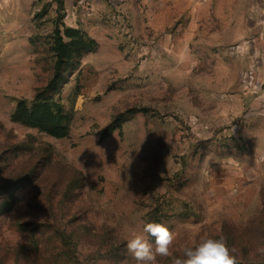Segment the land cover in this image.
Masks as SVG:
<instances>
[{"label": "rangeland", "instance_id": "rangeland-1", "mask_svg": "<svg viewBox=\"0 0 264 264\" xmlns=\"http://www.w3.org/2000/svg\"><path fill=\"white\" fill-rule=\"evenodd\" d=\"M148 222L156 264L206 237L264 264V9L0 0V264H135Z\"/></svg>", "mask_w": 264, "mask_h": 264}, {"label": "clouds", "instance_id": "clouds-1", "mask_svg": "<svg viewBox=\"0 0 264 264\" xmlns=\"http://www.w3.org/2000/svg\"><path fill=\"white\" fill-rule=\"evenodd\" d=\"M144 233L154 238V244L144 235L137 234L127 241V250L135 264H156L157 256H172L173 232L164 224L148 222ZM185 258H174L172 264H236L225 238H202L194 247L184 249Z\"/></svg>", "mask_w": 264, "mask_h": 264}, {"label": "trees", "instance_id": "trees-1", "mask_svg": "<svg viewBox=\"0 0 264 264\" xmlns=\"http://www.w3.org/2000/svg\"><path fill=\"white\" fill-rule=\"evenodd\" d=\"M76 33V32H75ZM62 55H64V53L62 54ZM61 55V56H62ZM65 55H66V53H65ZM65 57V56H64ZM62 58V57H61ZM62 59H64V58H62ZM71 67H73V66H71ZM59 70H61V69H59ZM61 72H63V71H60V75H58L59 76V78L58 79H60V82H61V80H62V74H61ZM59 82V84H64L65 82L62 80V82L60 83ZM56 83H58V81H54L53 83H51L50 85V87L48 88L50 91L51 90H53L54 89V85L56 84ZM59 86V85H58ZM57 86V87H58ZM56 91H57V88L55 89ZM54 91V90H53ZM43 108H42V105H39V106H35L33 109H32V111H31V113L33 114V116H37V115H39V113H40V111L42 110ZM53 122H54V124L55 125H61L62 123H63V118L61 117V116H59V115H55L54 117H53ZM54 126V125H53Z\"/></svg>", "mask_w": 264, "mask_h": 264}, {"label": "built area", "instance_id": "built-area-1", "mask_svg": "<svg viewBox=\"0 0 264 264\" xmlns=\"http://www.w3.org/2000/svg\"><path fill=\"white\" fill-rule=\"evenodd\" d=\"M256 1H257V4H258L259 6H261V8L264 9V0H256Z\"/></svg>", "mask_w": 264, "mask_h": 264}]
</instances>
